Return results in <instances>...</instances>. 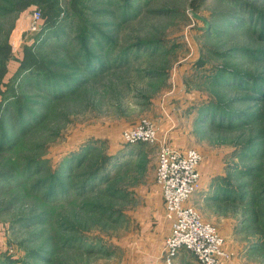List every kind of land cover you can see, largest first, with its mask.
Segmentation results:
<instances>
[{
	"label": "rangeland",
	"instance_id": "374dc122",
	"mask_svg": "<svg viewBox=\"0 0 264 264\" xmlns=\"http://www.w3.org/2000/svg\"><path fill=\"white\" fill-rule=\"evenodd\" d=\"M141 117L201 151L228 264H264V0H0V264L141 263Z\"/></svg>",
	"mask_w": 264,
	"mask_h": 264
},
{
	"label": "built area",
	"instance_id": "2783aa9c",
	"mask_svg": "<svg viewBox=\"0 0 264 264\" xmlns=\"http://www.w3.org/2000/svg\"><path fill=\"white\" fill-rule=\"evenodd\" d=\"M36 12V19H39ZM35 28V23H34ZM159 125L149 117L121 129L124 144L149 143L157 148L156 183L165 204L170 233L164 242L165 264H174L181 248L188 249L197 264H228L231 253L224 236L188 200L202 187L201 151L179 149L160 136Z\"/></svg>",
	"mask_w": 264,
	"mask_h": 264
},
{
	"label": "crops",
	"instance_id": "0c3cea01",
	"mask_svg": "<svg viewBox=\"0 0 264 264\" xmlns=\"http://www.w3.org/2000/svg\"><path fill=\"white\" fill-rule=\"evenodd\" d=\"M154 114H156V115L155 116L151 115V116L156 117L157 112ZM150 119H152V118H150ZM158 119H159V116H158ZM158 119L157 120L152 119V120H154L160 127V130H161L160 136L163 137V136L170 135V137H172V138L174 137V143L171 142L173 144V146H175L179 149H186V148H183L181 146L180 147L176 146V144L178 143V141H177L178 135H177V132L174 130L175 126L172 125L171 123H169V121H163V123H162ZM137 122H135V123H137ZM134 149H135L134 152L138 150L136 147ZM141 149L142 150H140V154L142 153V158H143V156H145V158L149 157L150 163H152V160H154L153 163L157 164V148H156V146L155 147L151 146V149L148 148L147 146H143ZM211 177H212V175L210 177H208V175L206 174V171L203 170L201 189H203V191L205 189L206 193L208 190L211 189L210 188L211 182H212ZM160 193H157V191L155 193L148 192L145 195L147 198L153 197V196L156 197L154 199L157 200V209H153L155 214H156V219H155L154 225H152V226L150 225V229L147 230L141 238V240L143 242L141 243L140 247H141V252L143 253V256H142V261L140 264H165V254L163 251V249H164L163 247H164L165 239L168 236V234L170 233V225L165 218V204H164V199ZM194 201H192V199H190V200H188V203L196 207V205L193 204L196 202V201L195 202ZM197 204H202V203L200 201H198ZM211 207L214 208L213 206H211ZM151 212H152V210H151ZM208 214L209 213H205V215H208ZM204 220L209 221L208 219H204ZM209 222H211V221H209ZM174 264H197V262H196L195 257L193 256V254L188 249L181 248L179 253L177 254V256L174 258Z\"/></svg>",
	"mask_w": 264,
	"mask_h": 264
},
{
	"label": "trees",
	"instance_id": "16d2710c",
	"mask_svg": "<svg viewBox=\"0 0 264 264\" xmlns=\"http://www.w3.org/2000/svg\"><path fill=\"white\" fill-rule=\"evenodd\" d=\"M0 180H1V178H0Z\"/></svg>",
	"mask_w": 264,
	"mask_h": 264
}]
</instances>
